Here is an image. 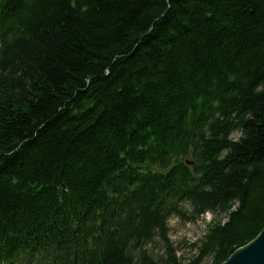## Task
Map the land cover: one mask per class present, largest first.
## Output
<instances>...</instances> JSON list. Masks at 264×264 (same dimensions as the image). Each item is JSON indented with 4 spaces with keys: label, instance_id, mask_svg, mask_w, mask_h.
<instances>
[{
    "label": "trees",
    "instance_id": "obj_1",
    "mask_svg": "<svg viewBox=\"0 0 264 264\" xmlns=\"http://www.w3.org/2000/svg\"><path fill=\"white\" fill-rule=\"evenodd\" d=\"M258 85L264 0H0V264H221L264 228Z\"/></svg>",
    "mask_w": 264,
    "mask_h": 264
},
{
    "label": "rangeland",
    "instance_id": "obj_2",
    "mask_svg": "<svg viewBox=\"0 0 264 264\" xmlns=\"http://www.w3.org/2000/svg\"><path fill=\"white\" fill-rule=\"evenodd\" d=\"M213 217V213L207 212L196 221H187L179 217H171L169 221L170 237L177 247L179 255L188 260L196 255L197 250L192 246L203 234L206 224ZM149 248L155 254H162L160 243L150 244ZM212 260L207 259L203 264H211Z\"/></svg>",
    "mask_w": 264,
    "mask_h": 264
},
{
    "label": "water",
    "instance_id": "obj_3",
    "mask_svg": "<svg viewBox=\"0 0 264 264\" xmlns=\"http://www.w3.org/2000/svg\"><path fill=\"white\" fill-rule=\"evenodd\" d=\"M221 264H264V228L255 238L232 252Z\"/></svg>",
    "mask_w": 264,
    "mask_h": 264
},
{
    "label": "clouds",
    "instance_id": "obj_4",
    "mask_svg": "<svg viewBox=\"0 0 264 264\" xmlns=\"http://www.w3.org/2000/svg\"><path fill=\"white\" fill-rule=\"evenodd\" d=\"M261 88H264V85H258L257 86V91H259ZM242 134H243L242 131H238V132L234 133L233 135H231L229 138L238 140V139H240ZM226 151L227 150H225V152Z\"/></svg>",
    "mask_w": 264,
    "mask_h": 264
},
{
    "label": "bare ground",
    "instance_id": "obj_5",
    "mask_svg": "<svg viewBox=\"0 0 264 264\" xmlns=\"http://www.w3.org/2000/svg\"><path fill=\"white\" fill-rule=\"evenodd\" d=\"M205 214H206V213H205ZM205 214H204V215H205ZM204 215H203V216H204ZM203 216H202V217H203Z\"/></svg>",
    "mask_w": 264,
    "mask_h": 264
}]
</instances>
